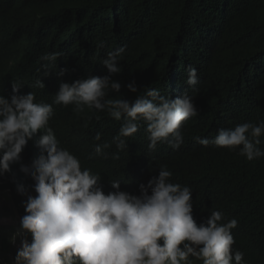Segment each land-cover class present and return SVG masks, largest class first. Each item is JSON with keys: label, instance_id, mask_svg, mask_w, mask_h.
Here are the masks:
<instances>
[{"label": "trees", "instance_id": "1", "mask_svg": "<svg viewBox=\"0 0 264 264\" xmlns=\"http://www.w3.org/2000/svg\"><path fill=\"white\" fill-rule=\"evenodd\" d=\"M118 49L121 72L112 79L121 91L106 90V99L134 101L145 87L194 98L199 114L182 124L179 149L160 142L150 150L147 125L139 121L119 150L114 137L123 117L53 103L62 82L108 75L102 62ZM50 53L60 55L42 59ZM190 68L197 70L195 86L186 82ZM133 81L137 93L127 87ZM17 82L23 87L13 93ZM30 92L34 103L52 104L48 126L61 145L91 162L105 183L120 181L121 191L140 195V184L166 166L171 183L192 190L197 224L211 211L222 212L220 223L237 220L233 250L244 253L246 264H264V157L248 161L239 148L194 143L198 135L211 141L220 129L264 121V0H0V96ZM259 139L264 150V135ZM98 144L111 145L106 156L96 153ZM4 230L0 264L9 246Z\"/></svg>", "mask_w": 264, "mask_h": 264}, {"label": "clouds", "instance_id": "2", "mask_svg": "<svg viewBox=\"0 0 264 264\" xmlns=\"http://www.w3.org/2000/svg\"><path fill=\"white\" fill-rule=\"evenodd\" d=\"M122 53L109 52L103 60L108 75L62 82L53 103L72 104L77 113L87 107L116 120L123 117L114 137L119 150L126 147L123 138L138 131L139 121L147 125L150 150L160 142L179 149L184 143L182 124L199 114L194 98L184 92L173 99L145 87L134 101L106 99V90L121 91L112 76L121 72ZM59 55L42 59L54 62ZM186 82L198 83L195 68L188 70ZM36 86L45 84L37 80ZM22 87L13 83V93ZM127 87L138 92L135 81ZM34 100L33 92L0 96V222L11 220L0 224V232L9 231L8 250L1 251L7 257H2L4 264H246L244 253L232 247L237 220L220 223L222 212L211 211L197 224L192 190L171 183L166 166H160L159 175L147 185L140 184V195L121 191L120 181L105 183L100 170L66 150L48 126L52 104ZM262 135L264 121L220 129L211 141L198 135L194 143L239 148V154L252 161L264 157L258 147ZM110 146L98 144L96 153L106 156L103 149Z\"/></svg>", "mask_w": 264, "mask_h": 264}, {"label": "rangeland", "instance_id": "3", "mask_svg": "<svg viewBox=\"0 0 264 264\" xmlns=\"http://www.w3.org/2000/svg\"><path fill=\"white\" fill-rule=\"evenodd\" d=\"M6 221H11V220L10 219H7V220L2 219V222H0V224H3L4 226H6L7 225Z\"/></svg>", "mask_w": 264, "mask_h": 264}]
</instances>
